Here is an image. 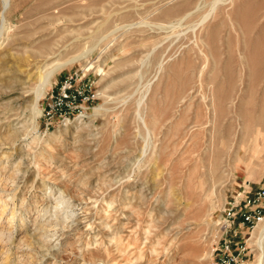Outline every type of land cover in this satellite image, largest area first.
Returning a JSON list of instances; mask_svg holds the SVG:
<instances>
[{"label": "rangeland", "instance_id": "1", "mask_svg": "<svg viewBox=\"0 0 264 264\" xmlns=\"http://www.w3.org/2000/svg\"><path fill=\"white\" fill-rule=\"evenodd\" d=\"M4 15L0 264H264L241 215L264 185V0H9ZM76 55L34 114L39 72ZM65 76L89 98L46 118Z\"/></svg>", "mask_w": 264, "mask_h": 264}, {"label": "bare ground", "instance_id": "2", "mask_svg": "<svg viewBox=\"0 0 264 264\" xmlns=\"http://www.w3.org/2000/svg\"><path fill=\"white\" fill-rule=\"evenodd\" d=\"M9 5V0H2V4H1V9H0V43L3 39V32L5 31L4 28L5 26V15H4V11L6 10V8ZM216 7V6H215ZM214 7V3L212 4L211 8L209 11H207L203 16H201V18L198 20V23L201 24L208 16L209 14L212 12ZM185 16V15H184ZM181 18L177 19L175 22H170L168 24L165 25H160V28L163 29H170L174 27L175 24H181L180 23ZM195 23L193 24L192 27V31L194 30V27L198 24ZM193 34V33H192ZM195 38V37H194ZM197 38V37H196ZM200 38V37H199ZM197 40V39H196ZM203 54V53H202ZM205 54V53H204ZM84 55V54H83ZM80 56L76 55L73 56L65 61L62 62H58V63H54L50 66H47L43 71H40L38 74V82L37 85L33 88V99H32V111L34 114L38 115L40 112V109L38 107V103L42 97V95L45 93L46 89L48 88V86H50V84L52 83L53 79L55 78V74L57 73V71L61 68H63L65 65L71 64L74 60L78 59ZM160 63H158V66H160ZM139 117L141 118V116L139 115ZM142 119V118H141ZM143 124L145 125V123L143 122ZM150 135V134H149ZM256 136H252L251 137V143L252 144H256ZM2 190V189H0ZM16 190V189H15ZM7 192V191H6ZM14 195V193H8V195H4L1 196L0 195V216L2 215V213L6 210L7 207V199L8 198H12ZM4 197V198H3ZM7 198V199H6ZM12 203V202H11ZM15 215V209L13 206H11L10 208V214L8 215V217L5 219L6 220V225H2L0 227V244H4L7 242H10V235H12V229H7L8 223L12 220V218ZM12 228V227H11ZM257 228V238H256V245L258 247V249L262 252L263 249V240H264V219H262L260 222L257 223L256 225ZM14 229V228H13ZM50 243V242H49ZM8 244V243H7ZM48 244V243H47ZM6 252H8L9 248H5ZM4 252V251H3ZM3 252H1L3 254ZM9 253V252H8ZM263 253V252H262ZM1 254V255H2ZM264 254V253H263ZM260 255V254H259ZM1 260V259H0ZM263 261V260H262ZM2 264H8L7 262V257L2 260ZM258 263V262H257ZM256 263V264H257Z\"/></svg>", "mask_w": 264, "mask_h": 264}, {"label": "built area", "instance_id": "3", "mask_svg": "<svg viewBox=\"0 0 264 264\" xmlns=\"http://www.w3.org/2000/svg\"><path fill=\"white\" fill-rule=\"evenodd\" d=\"M88 98L84 89L72 86L71 77L65 76L57 82V87L48 93L42 110L43 116L46 118L69 116L72 111L79 109L81 102ZM247 203L251 208L241 212L244 222H259L264 219V185L253 190Z\"/></svg>", "mask_w": 264, "mask_h": 264}]
</instances>
